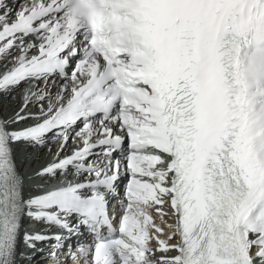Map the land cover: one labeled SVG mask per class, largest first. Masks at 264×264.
I'll return each instance as SVG.
<instances>
[{
  "label": "snow or ice",
  "instance_id": "snow-or-ice-1",
  "mask_svg": "<svg viewBox=\"0 0 264 264\" xmlns=\"http://www.w3.org/2000/svg\"><path fill=\"white\" fill-rule=\"evenodd\" d=\"M14 98L0 264H264V0H0Z\"/></svg>",
  "mask_w": 264,
  "mask_h": 264
},
{
  "label": "bare ground",
  "instance_id": "bare-ground-1",
  "mask_svg": "<svg viewBox=\"0 0 264 264\" xmlns=\"http://www.w3.org/2000/svg\"><path fill=\"white\" fill-rule=\"evenodd\" d=\"M14 3L19 4L20 1L17 0ZM22 91H23V89H21V92ZM18 95H19V93L17 94V96ZM18 103H19L18 98H14L11 101H7V100L1 99V101H0V109H2L4 111L5 115H8V114L11 113L12 109H14L18 105ZM58 147H59V145H57V144H50L49 145V148L51 149V152H53V153L57 151ZM49 156H50V153H49L48 149L42 150V152H41V160L39 161V163H43V161L45 159H47ZM36 166H38V164L37 165H33L32 167H36ZM87 242L88 241H86L85 243H87ZM67 255H68V253L65 254L61 259H63ZM68 264H71V260L70 259L68 260Z\"/></svg>",
  "mask_w": 264,
  "mask_h": 264
}]
</instances>
